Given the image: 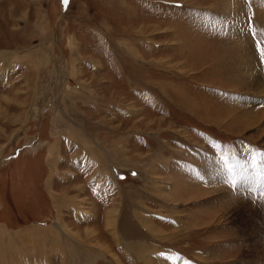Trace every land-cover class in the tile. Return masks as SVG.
Wrapping results in <instances>:
<instances>
[{
    "label": "rangeland",
    "instance_id": "374dc122",
    "mask_svg": "<svg viewBox=\"0 0 264 264\" xmlns=\"http://www.w3.org/2000/svg\"><path fill=\"white\" fill-rule=\"evenodd\" d=\"M262 53L264 0H0V264H264Z\"/></svg>",
    "mask_w": 264,
    "mask_h": 264
},
{
    "label": "crops",
    "instance_id": "0c3cea01",
    "mask_svg": "<svg viewBox=\"0 0 264 264\" xmlns=\"http://www.w3.org/2000/svg\"><path fill=\"white\" fill-rule=\"evenodd\" d=\"M107 163H108V165H109L110 162H107Z\"/></svg>",
    "mask_w": 264,
    "mask_h": 264
},
{
    "label": "snow or ice",
    "instance_id": "6c2138e0",
    "mask_svg": "<svg viewBox=\"0 0 264 264\" xmlns=\"http://www.w3.org/2000/svg\"><path fill=\"white\" fill-rule=\"evenodd\" d=\"M262 55H264V53H262Z\"/></svg>",
    "mask_w": 264,
    "mask_h": 264
}]
</instances>
